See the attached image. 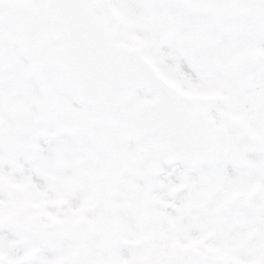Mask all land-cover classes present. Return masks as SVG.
Wrapping results in <instances>:
<instances>
[{
	"label": "clouds",
	"instance_id": "obj_1",
	"mask_svg": "<svg viewBox=\"0 0 264 264\" xmlns=\"http://www.w3.org/2000/svg\"><path fill=\"white\" fill-rule=\"evenodd\" d=\"M0 264H264V0H0Z\"/></svg>",
	"mask_w": 264,
	"mask_h": 264
}]
</instances>
